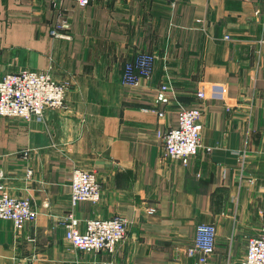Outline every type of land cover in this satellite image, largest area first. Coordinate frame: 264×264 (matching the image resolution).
I'll list each match as a JSON object with an SVG mask.
<instances>
[{"label":"crops","instance_id":"1","mask_svg":"<svg viewBox=\"0 0 264 264\" xmlns=\"http://www.w3.org/2000/svg\"><path fill=\"white\" fill-rule=\"evenodd\" d=\"M59 18L70 39L52 36ZM140 52L156 64L131 87L124 66ZM0 64L1 74L50 70L69 83L63 109L0 116L4 185L40 210L19 232L0 220V264H202L188 255L201 223L217 227L207 264H240L264 220V0H0ZM169 78L159 117L153 100ZM181 107L204 110L203 147L187 166L158 135L179 125ZM76 168L102 179L99 204L76 207L80 229L96 217L129 221L113 256L66 238Z\"/></svg>","mask_w":264,"mask_h":264},{"label":"built area","instance_id":"2","mask_svg":"<svg viewBox=\"0 0 264 264\" xmlns=\"http://www.w3.org/2000/svg\"><path fill=\"white\" fill-rule=\"evenodd\" d=\"M61 1V0H59ZM85 8L93 0H74ZM68 22L59 18L51 34L54 37L70 39L65 32ZM226 38H229L227 36ZM157 56L155 53L140 52L124 66L122 81L131 87H137L141 78H150L154 71ZM1 66V64H0ZM69 83L57 81L50 70L23 69L0 73V116L4 118H21L30 121L32 118L42 119L48 109H59L67 106ZM175 85L171 79L164 81L158 88L153 100L159 117H165L167 106L173 98ZM197 97H206L204 88H199ZM204 110L202 107L179 110V125L159 131L158 135L170 158L183 165L200 152L202 145V129L200 120ZM28 150L26 153H29ZM242 172L246 168V155L243 153ZM28 169V178L33 176ZM5 174L0 169V220L11 221L17 232L24 230L30 222H35L39 211L30 198L17 197L4 185ZM71 179V206L65 216L66 238L73 247L88 253H104L113 256L128 235L129 221L123 216L110 218H91L84 221L80 229L81 219L76 216V207L84 201L99 204L102 200V182L97 173L84 168L73 170ZM252 181V180H251ZM49 206L48 202L44 204ZM236 215V213H234ZM217 227L212 223H201L197 226V234L193 245L188 250L189 256L200 255V262L207 264L216 251ZM240 264H264V220L260 229L247 239L246 252Z\"/></svg>","mask_w":264,"mask_h":264}]
</instances>
